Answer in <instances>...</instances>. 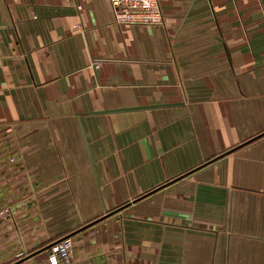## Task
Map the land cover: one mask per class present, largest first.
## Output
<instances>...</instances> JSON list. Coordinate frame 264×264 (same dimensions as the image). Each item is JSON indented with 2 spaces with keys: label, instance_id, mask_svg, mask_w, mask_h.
Wrapping results in <instances>:
<instances>
[{
  "label": "crops",
  "instance_id": "crops-1",
  "mask_svg": "<svg viewBox=\"0 0 264 264\" xmlns=\"http://www.w3.org/2000/svg\"><path fill=\"white\" fill-rule=\"evenodd\" d=\"M158 1L0 0V264H264V0Z\"/></svg>",
  "mask_w": 264,
  "mask_h": 264
},
{
  "label": "built area",
  "instance_id": "built-area-1",
  "mask_svg": "<svg viewBox=\"0 0 264 264\" xmlns=\"http://www.w3.org/2000/svg\"><path fill=\"white\" fill-rule=\"evenodd\" d=\"M113 12L116 26L155 27L164 26V16L158 0H108ZM80 10V7H77ZM2 58L0 57V66ZM94 68L97 62L93 63ZM15 162L9 157L8 163ZM10 209L0 211V222L8 218ZM74 243L70 238H65L48 248L47 261L49 264H74Z\"/></svg>",
  "mask_w": 264,
  "mask_h": 264
},
{
  "label": "water",
  "instance_id": "water-1",
  "mask_svg": "<svg viewBox=\"0 0 264 264\" xmlns=\"http://www.w3.org/2000/svg\"><path fill=\"white\" fill-rule=\"evenodd\" d=\"M162 106V105H161ZM164 106V105H163ZM167 105H165L164 107H166ZM150 107H155V106H150ZM146 107H141V108H135V109H145ZM148 109V108H147ZM118 111H109V112H101V113H105V114H110V113H116ZM52 246V245H51Z\"/></svg>",
  "mask_w": 264,
  "mask_h": 264
}]
</instances>
